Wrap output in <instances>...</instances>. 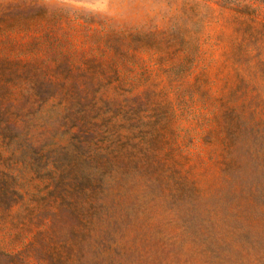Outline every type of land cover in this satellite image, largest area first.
<instances>
[{"label": "rangeland", "instance_id": "rangeland-1", "mask_svg": "<svg viewBox=\"0 0 264 264\" xmlns=\"http://www.w3.org/2000/svg\"><path fill=\"white\" fill-rule=\"evenodd\" d=\"M0 84V264H79L97 184L182 178L216 264H264V0H0Z\"/></svg>", "mask_w": 264, "mask_h": 264}, {"label": "trees", "instance_id": "trees-1", "mask_svg": "<svg viewBox=\"0 0 264 264\" xmlns=\"http://www.w3.org/2000/svg\"><path fill=\"white\" fill-rule=\"evenodd\" d=\"M3 101L0 98V106ZM18 121V116L0 111L2 131L11 133ZM194 188L193 182L182 178L168 194L149 198L148 208L141 210L137 197L122 194L113 183L97 184L86 196L82 239L86 250L78 255V249L79 264H190L201 258L205 260L198 262H225L228 241L213 221L193 209ZM159 202L168 210L162 224L152 221ZM96 246L99 250H94Z\"/></svg>", "mask_w": 264, "mask_h": 264}]
</instances>
